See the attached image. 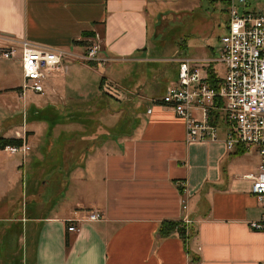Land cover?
Listing matches in <instances>:
<instances>
[{
	"label": "crops",
	"instance_id": "1",
	"mask_svg": "<svg viewBox=\"0 0 264 264\" xmlns=\"http://www.w3.org/2000/svg\"><path fill=\"white\" fill-rule=\"evenodd\" d=\"M164 2L0 0V138L22 139L28 146L25 154L0 150V224L5 223L0 225V264L18 253L22 264H264V232L249 225L262 219L264 209L246 178L261 164L257 149L229 151L223 126L217 140L190 142L187 122L154 103L177 81L179 69L149 57L150 17ZM160 16L163 24L155 23L156 29L167 23ZM95 35L103 48L99 62L89 63L83 57ZM23 40L64 53L61 74L48 81L44 95L23 94L24 78L19 83L8 67L12 61L1 57L3 48ZM130 68L138 76L148 68L155 73L143 76L129 92L121 77ZM211 71L220 82L216 67ZM95 93L129 106L109 110V118L101 120L102 130L119 131L77 142L71 139L76 132L68 133L65 142L75 162L67 183L74 195L64 205L58 200L43 208L37 196L40 180L61 184L59 175L42 165L56 158L43 154L52 155L53 140L63 141L49 131L46 147L33 128L36 121L25 120V110L41 101L44 106L85 101ZM38 97L44 100L34 102ZM35 108L34 116L49 121L41 103ZM20 109L22 125H14ZM20 181L26 201L15 212ZM30 199L38 206L33 208ZM95 212L103 218L89 220ZM70 222L77 233L68 232ZM167 222L179 226L162 238Z\"/></svg>",
	"mask_w": 264,
	"mask_h": 264
},
{
	"label": "built area",
	"instance_id": "2",
	"mask_svg": "<svg viewBox=\"0 0 264 264\" xmlns=\"http://www.w3.org/2000/svg\"><path fill=\"white\" fill-rule=\"evenodd\" d=\"M225 5L229 20L220 40L221 58L175 60L179 67L177 81L154 103L171 109L187 122L190 142L217 140L223 126L229 151L257 149L261 164L257 173L246 178L253 181L252 193L264 209V13L248 11V0H226ZM241 8H245L243 12ZM100 52V46L92 45L83 59L99 62ZM1 57L21 59L23 94L44 95L48 81L61 74L64 53L23 40L20 46L3 48ZM219 63L225 77L216 87L209 80V72ZM5 151L25 154L28 146L24 141L21 147L8 146ZM88 218L98 221L103 217L95 212ZM249 225L264 232V214ZM67 230L77 233L79 228L70 222Z\"/></svg>",
	"mask_w": 264,
	"mask_h": 264
},
{
	"label": "rangeland",
	"instance_id": "3",
	"mask_svg": "<svg viewBox=\"0 0 264 264\" xmlns=\"http://www.w3.org/2000/svg\"><path fill=\"white\" fill-rule=\"evenodd\" d=\"M248 3L250 4L247 8L248 11L257 14L264 13V0H248ZM157 9L158 10L154 12L155 16L150 17L152 30L150 31L151 40L149 44V57L153 61L160 65L162 64L167 67H172L176 66L175 64H178L175 60L180 58L197 59L200 57H211L216 60L221 58V53L219 51L220 40L227 32L229 20L227 7L223 2H215V0L214 2L212 0H168V2L160 3ZM244 9L245 8H241L240 11L243 12ZM162 14L166 16L167 23L160 29H156V26L154 28L155 23L163 24L161 22L162 19L160 18V15ZM92 45H98L102 50L103 42L101 36L98 37L95 35L91 41L90 47ZM211 48L215 50L216 54L211 53ZM8 67L17 81L22 84L23 70L21 61L14 60L9 62ZM215 67L218 75L221 78H224L225 70L223 65L219 63L216 64ZM154 69H156V67H154ZM130 70H136V68H130L129 74H123L121 77L122 80L126 81L125 83H122H124V87H126L129 92L134 90V84H137L140 80L144 79L143 76L146 77L148 74L155 73L151 72L150 68H148L147 70L142 71V76H138L130 72ZM170 71H172V69H169V72ZM158 73L160 74V72ZM98 79L100 80L99 77ZM164 79L167 80L168 78L164 77ZM100 85L101 84L99 83L97 90H99ZM155 87H157V85H155ZM110 91L113 92L112 90ZM121 91L123 95H125V91ZM157 93L161 94L162 90L158 89ZM41 99L44 100L43 97L35 98L34 102L38 103V100ZM74 100H67L65 103H58L52 106H44L42 103L43 101L34 104L38 107L41 103L44 114L48 112L47 119L49 121H40L43 119L42 116H34V112L36 111L34 105L29 111L28 109L25 110L24 113L25 120L27 117L30 125L32 121H36L35 124L37 126H34L33 128L39 132L40 138L42 137L41 142H43L46 147L50 144L49 139L46 138V134L49 131H53L55 138L61 137L60 141H63L61 144L57 139L53 140L52 143H54L55 150L50 152L52 155H46V150L43 154L45 158L49 156L56 158L49 161L47 160L42 165L46 170H54L55 173L59 175L60 179L58 180L61 182V184L53 185V182H48L47 178H42L44 181L40 180L41 183L39 182V185H37V196L40 197V204L42 207L46 209L49 205L54 203L58 204V200L62 201V204L64 205L67 200H71L74 195V190L72 188L73 185L67 183L69 179V177L67 179L70 170L69 165L72 164L73 166L75 162V154L70 151L71 149L68 147L69 143L65 142L68 140H65L68 133L70 131L76 132L77 135L71 138L75 142L89 136L98 139L107 137L108 135H114L115 131L117 132L119 129L117 128L115 130L111 128L102 130L103 122L101 120L109 118L107 116V111L109 110V112H113L116 109L125 110L129 108L127 104H121L110 99L108 100L107 97L100 95L99 93H95L93 97L85 101ZM30 102L31 101H28V104L31 107L32 104ZM44 107H47V110ZM16 113L17 119L14 120V125L21 126L22 122L20 121L23 117L22 109L18 110ZM114 119L116 120V118ZM114 119L111 118V121H115ZM11 123L13 122H9V125ZM220 132H222V129ZM71 139H69V141H71ZM65 143H68L67 146H64L66 145ZM58 158H60V161L57 160ZM21 181L15 191V194L20 197L18 209H15V212L21 207L22 201H26V198L24 199L25 191L23 190ZM44 182L48 183L44 184ZM30 202L31 199L29 200V204ZM31 205H33L34 208L35 205L38 206V202H31ZM0 225H5V223ZM20 246L25 247L23 240H20ZM33 246L32 243V251ZM18 255L19 256L16 258L8 255L3 264H22L21 255L19 253ZM19 260H21V262Z\"/></svg>",
	"mask_w": 264,
	"mask_h": 264
},
{
	"label": "trees",
	"instance_id": "4",
	"mask_svg": "<svg viewBox=\"0 0 264 264\" xmlns=\"http://www.w3.org/2000/svg\"><path fill=\"white\" fill-rule=\"evenodd\" d=\"M215 2H223L226 4V0H215ZM209 80L213 86H216L218 84V80H216V77L214 73L211 71L209 74ZM217 87V86H216ZM24 144V141L22 139H6V138H0V150H5L8 146H16L21 147ZM179 224L167 222L164 223L160 230V235L162 238L168 237L171 235L174 231L178 229ZM183 237H185L186 232L182 231ZM67 247H70V240L67 241Z\"/></svg>",
	"mask_w": 264,
	"mask_h": 264
}]
</instances>
